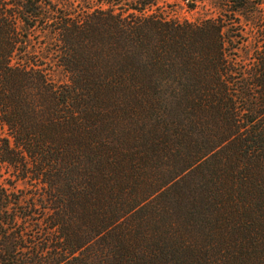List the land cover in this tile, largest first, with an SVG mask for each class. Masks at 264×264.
<instances>
[{"label":"trees","instance_id":"16d2710c","mask_svg":"<svg viewBox=\"0 0 264 264\" xmlns=\"http://www.w3.org/2000/svg\"><path fill=\"white\" fill-rule=\"evenodd\" d=\"M217 1L0 0V264H264V0Z\"/></svg>","mask_w":264,"mask_h":264},{"label":"rangeland","instance_id":"374dc122","mask_svg":"<svg viewBox=\"0 0 264 264\" xmlns=\"http://www.w3.org/2000/svg\"><path fill=\"white\" fill-rule=\"evenodd\" d=\"M82 1L83 0H57V2L61 5L63 3H67V5L72 3L73 7H76V9L82 7ZM92 2L93 6L95 7L98 4H103V2H111V0H92ZM156 2L158 10L156 11L155 9H150L148 12H146V15L157 12L163 14L167 18L188 23H195L207 19L217 18L221 14L217 7L222 6L219 5L221 3L217 0H187L188 3L185 0H156ZM254 2L256 3L257 1ZM254 7L258 8V12L253 11L250 13V15L248 14V16H256L259 11L261 12L264 9V4L261 6L254 5ZM224 11H226V13H223L222 15H225L229 18L230 8H224ZM36 38H33L32 43L35 44V48L38 50V43L42 39H37V41L39 40V42H37ZM37 52H39V50ZM35 58L38 65L42 64L41 59L36 56ZM49 78L54 82H66V80H64L61 75L59 76L49 74ZM9 178L10 173H8L5 169H0V183H3L4 185L8 184L7 182ZM16 187L17 190L23 189L22 184H17Z\"/></svg>","mask_w":264,"mask_h":264}]
</instances>
